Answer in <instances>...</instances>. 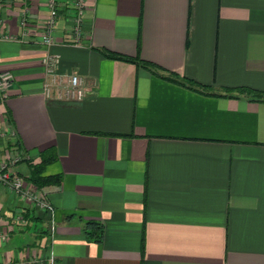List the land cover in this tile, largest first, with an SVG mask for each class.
I'll return each instance as SVG.
<instances>
[{"label": "crops", "instance_id": "crops-1", "mask_svg": "<svg viewBox=\"0 0 264 264\" xmlns=\"http://www.w3.org/2000/svg\"><path fill=\"white\" fill-rule=\"evenodd\" d=\"M57 3L46 45L47 0H0V70L13 75L0 157L21 154L8 170L45 193L55 222L0 185V264H264V98L223 94L264 92V0H86L77 43L73 0ZM48 50L83 78V99L43 95ZM48 147L44 173L60 181L37 187L27 176Z\"/></svg>", "mask_w": 264, "mask_h": 264}, {"label": "built area", "instance_id": "built-area-1", "mask_svg": "<svg viewBox=\"0 0 264 264\" xmlns=\"http://www.w3.org/2000/svg\"><path fill=\"white\" fill-rule=\"evenodd\" d=\"M47 2L49 13L42 24L41 42L50 45L54 41L53 31L57 22L58 3L57 0H47ZM86 5V0H73L72 3V25L69 36L75 43L79 42L81 39V24ZM19 24L23 27L28 24L25 10L20 12ZM60 60V54L50 50L46 51L40 58L44 71L42 83L43 95L45 97H54L60 100L83 99L88 92L84 85L83 78L76 71H61ZM12 79L13 75L9 69L0 70V100L5 97L6 89L10 85ZM3 135L4 134L0 132V136ZM20 155L19 152H15L11 155L5 153L4 156L0 157V185L15 192V194L25 202L44 211L46 213L49 229L52 232L55 228V222L54 207L51 201L46 197L44 192L29 183H25L22 177L8 170V165L18 161ZM52 261L50 257V264H52Z\"/></svg>", "mask_w": 264, "mask_h": 264}, {"label": "trees", "instance_id": "trees-1", "mask_svg": "<svg viewBox=\"0 0 264 264\" xmlns=\"http://www.w3.org/2000/svg\"><path fill=\"white\" fill-rule=\"evenodd\" d=\"M107 53V55L123 60L128 61H136L144 66L152 65L151 62L148 60H145L143 58L139 57H133L129 55H125L119 52H104ZM170 76H174L179 78V82L183 85L190 86V87H196L201 90H207V86L203 84H198L196 81L185 78L184 76H178L175 73L169 74ZM241 93L248 94L251 99H261L264 98V92L258 89H254L247 86H235V87H229L224 86L223 87V94L227 95H237ZM56 157V152L53 147H48L42 151H40V160L36 163H31V169L30 173L27 176V179H29L33 184H35L37 187H41L44 185L52 184V183H58L60 181V174L54 173V174H45L44 169L47 163L53 161ZM85 234L89 239H93L95 241H99L102 238L103 234V225L96 221V220H88L85 224Z\"/></svg>", "mask_w": 264, "mask_h": 264}, {"label": "rangeland", "instance_id": "rangeland-1", "mask_svg": "<svg viewBox=\"0 0 264 264\" xmlns=\"http://www.w3.org/2000/svg\"><path fill=\"white\" fill-rule=\"evenodd\" d=\"M22 165H25V163L23 162V164Z\"/></svg>", "mask_w": 264, "mask_h": 264}]
</instances>
